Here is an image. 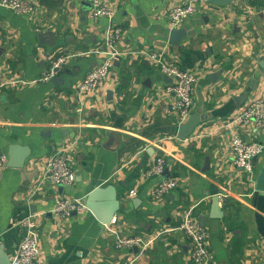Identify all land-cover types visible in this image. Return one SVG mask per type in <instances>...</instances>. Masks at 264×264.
<instances>
[{"label": "crops", "instance_id": "obj_1", "mask_svg": "<svg viewBox=\"0 0 264 264\" xmlns=\"http://www.w3.org/2000/svg\"><path fill=\"white\" fill-rule=\"evenodd\" d=\"M32 1L27 14L0 4V150L9 160L11 145L29 149L23 166L7 161L0 171L6 252H15L22 220L36 211L44 264H194L190 238L174 229L191 210L209 230L212 264H264V191L234 162L229 141L243 129L225 124L248 99L264 96V0H108L124 29L122 54L99 88L83 92L81 81L103 58L87 51L102 47L110 20L91 15L93 0ZM188 1L197 9L183 25L190 34L172 44L170 7ZM167 42L168 58L198 75L190 117L197 113L200 121L185 138L177 135L170 78L149 58ZM62 52L70 56L58 82L5 84L16 76L40 78ZM245 134L264 144V129ZM70 144L76 179L56 184L47 177L48 159ZM159 154L169 162L164 176L176 177L178 186L157 200L152 193L159 178L145 171ZM263 166L264 149L256 177ZM108 184L120 200L112 229L143 237L165 229L147 249L119 248L118 234L89 208L68 218L52 211L58 197L85 202L92 189ZM100 202L105 207L106 197Z\"/></svg>", "mask_w": 264, "mask_h": 264}, {"label": "built area", "instance_id": "obj_2", "mask_svg": "<svg viewBox=\"0 0 264 264\" xmlns=\"http://www.w3.org/2000/svg\"><path fill=\"white\" fill-rule=\"evenodd\" d=\"M4 7L12 9L17 14H27L32 12L34 4L32 0H0ZM196 5L192 1L178 2L170 7L169 18L171 28L183 27L185 21L196 12ZM115 7L108 0H93L91 15L95 18L107 17L110 23L105 28V40L101 48L88 50L87 52H97L102 54V60L95 64L80 83V90L99 88L110 76L114 61L121 54L119 42L121 41L124 29L115 21ZM169 42L163 44L161 48L153 49L149 53L150 60L160 68V70L170 78L166 84V90L173 94L175 101L173 107L178 113L180 122L189 119L195 104L194 91L198 81L195 70L180 67L176 62L170 60L166 54ZM70 55L59 53L51 65L43 72L38 79L25 80L21 76L9 78L5 84L34 83L38 80L49 81L57 76L64 68ZM1 74V66H0ZM226 125L240 126L243 131H236L230 138V146L234 155V162L241 166L246 173V178L255 183L256 162L263 149L264 144L258 139H250L245 131L254 129L256 135L264 129V96L248 99L238 111L226 119ZM162 138L161 140H163ZM72 144L59 148L48 159L47 177L54 183L60 185L71 184L76 179V171L71 163L70 150ZM8 161L7 153L0 150V171L6 167ZM168 160L164 154H159L151 162L145 171L148 176L159 178L153 189V197L160 199L168 194L173 188L178 186V179L174 176H164L168 167ZM135 189L130 190V195L136 194ZM83 198L58 197L53 206V212L60 218H68L74 211L85 208ZM40 212L33 211L22 220L24 234L15 252L10 256V264H44L42 259L41 240L39 225L41 222ZM116 221L114 216L110 223H104L111 230L118 234L116 244L119 248L133 251L134 246L141 250L147 249L165 229L156 234L143 237L138 234L120 235L112 229L110 224ZM181 229L191 240L190 258L194 264H212L211 253L208 246L209 230L202 226L191 210L185 212L181 223L174 229ZM135 259V257L133 258Z\"/></svg>", "mask_w": 264, "mask_h": 264}, {"label": "water", "instance_id": "obj_3", "mask_svg": "<svg viewBox=\"0 0 264 264\" xmlns=\"http://www.w3.org/2000/svg\"><path fill=\"white\" fill-rule=\"evenodd\" d=\"M208 2L217 5H224L231 3L232 0H208ZM190 34L187 26L181 28H171L169 31V41L172 44H178L181 39ZM116 60V59H115ZM119 60V59H118ZM116 60L115 63L118 62ZM261 65L264 68V60H261ZM60 76H55L53 80L58 82ZM254 84L251 83L247 88L245 93L242 95L244 101L248 98V91L252 89ZM237 100L240 102L239 98ZM240 103H242V101ZM200 121L199 114L195 113L187 121L182 122L178 129V137L185 138L187 137L193 129L196 127ZM29 149L27 147H22L17 144L10 146V155L8 164L12 166H23L25 158L28 154ZM255 162H257V157H255ZM169 172V169L166 168L165 174ZM255 189L264 191V166L260 169V172L257 174L255 180ZM106 197L105 207L104 204L100 202L101 198ZM220 198L218 196L213 199V206L218 205ZM86 208H89L94 212V214L104 223H110L114 217L116 211L120 208V200L118 198L117 189L114 184H108L107 186H97L92 189L86 196L85 200ZM78 211L75 210L74 213ZM136 247V246H135ZM137 249V248H136ZM0 264H10V255L6 252L4 243L0 241Z\"/></svg>", "mask_w": 264, "mask_h": 264}]
</instances>
